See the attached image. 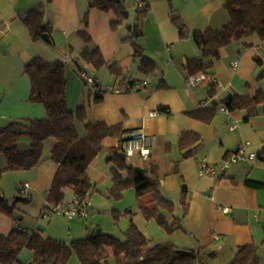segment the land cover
<instances>
[{
  "label": "crops",
  "instance_id": "crops-1",
  "mask_svg": "<svg viewBox=\"0 0 264 264\" xmlns=\"http://www.w3.org/2000/svg\"><path fill=\"white\" fill-rule=\"evenodd\" d=\"M119 1L127 12L130 7L136 11L135 0ZM40 6L44 8V24L50 28L51 43L33 41L23 23L25 15ZM147 6L148 11L142 19V35L130 42L124 39L131 35L134 25L126 30L128 25L124 20L115 24L117 16L113 11L89 7V0H0V127L12 121L45 117L40 103L28 101L30 84L23 74L27 62L35 57L65 64L70 60L82 72L80 61L95 67L79 59L81 53L86 48H97L106 63L95 69L104 67L114 77L109 83L105 82L104 87L92 78L98 86L100 101L94 103L95 96H88L86 103L82 101L84 127L85 123L101 122L121 132L143 133L148 138L150 155L147 160H141L149 162V168L155 167L162 195L169 199L170 195L180 196L182 186L187 190L189 206L181 219V228L172 234L162 229L157 231L156 238L149 239L156 240L153 243L172 242L178 249L200 252L206 264H230L240 246L254 245L260 264H264V185L255 188L245 184L246 180L264 183V153L260 159L233 164L216 175L200 176L198 173L201 159L206 158L213 165L220 164L241 142H248L247 150L257 155L264 148V113L260 106L230 111V118L219 111L228 98H252L264 89V41L252 35L246 40L248 47L235 41L223 47L220 59L212 68L218 87L215 95L207 98L206 85L187 87L188 74L183 65L188 59L198 61L201 58L203 32L220 29L228 21L223 1L148 0ZM172 18L179 19L182 30ZM79 32L86 33L87 42ZM136 48L150 61L152 68H144L149 73L139 69L140 54H134ZM56 52L67 59H61L63 57ZM130 58L137 60V73L150 78L134 79L126 65ZM111 62H116L122 70L111 71L108 67ZM232 62L237 65L233 66ZM201 102L213 110L208 122L189 116ZM153 112L155 116L150 115ZM75 123L74 120L76 128ZM231 123L237 125L233 130L229 129ZM184 131L197 133L200 142L193 148V157L182 159L178 137ZM79 137L84 145L95 139L87 132ZM140 144L134 143L135 147ZM51 145L45 154L43 150L41 160L32 169L5 172L15 175V192L12 201L0 194L11 203L18 202L14 211L16 220L0 214V235L5 236L16 227L33 231L30 221L21 226L17 224L24 218L36 220L37 227L41 226L38 219L44 218L42 212L47 207L48 191L57 169V164L49 158ZM117 151L124 152L121 135L103 131L99 151L88 168L95 184L111 183L112 163L109 160ZM135 154L138 155L137 150L131 155ZM5 165V157L0 156V169ZM25 184L27 187L23 188ZM72 198L71 190L66 189L64 202ZM18 215H21L19 219ZM166 217L168 223L173 222L174 216ZM49 222L56 223L54 218ZM47 234L46 237L62 241Z\"/></svg>",
  "mask_w": 264,
  "mask_h": 264
},
{
  "label": "trees",
  "instance_id": "trees-1",
  "mask_svg": "<svg viewBox=\"0 0 264 264\" xmlns=\"http://www.w3.org/2000/svg\"><path fill=\"white\" fill-rule=\"evenodd\" d=\"M222 1L229 15L228 21L220 29H207L201 34L200 48L203 59L201 64L196 59H188L183 65L188 75L203 73L206 76L207 98L213 97L218 87L212 68L214 62L220 59L222 48L233 41L248 47L246 40L252 35H257L261 41H264V0ZM89 7L113 11L117 16L115 24L123 20L124 11H126L119 0H89ZM147 11V4L142 8L136 7L131 35L124 40L134 42L141 37L142 19ZM43 17L44 8L40 6L29 11L23 19L33 41H42L44 34H50V28L44 24ZM172 22L177 24L179 30H182L183 24L178 18H172ZM79 35L86 42L88 41L86 33L79 32ZM140 53L141 50L136 48L134 54ZM80 58L89 61L95 68L106 63L97 48L92 50L86 48ZM139 58V69L149 73L144 68L148 66L152 68L150 61L143 58L141 54ZM108 67L111 71L122 70L116 62H111ZM78 72L82 73L80 67ZM23 74L28 77L30 84L28 101L40 103L45 110V117L12 121L0 127V154L6 159L5 167L0 169V178L5 172L26 171L35 167L42 158L44 142L52 138L49 158L57 164V169L48 191L46 208L64 202L66 189L71 190L74 198L87 199L89 191L96 185L90 177L88 168L99 151V140L102 138L103 131H113L119 136L127 132H121L117 127L108 128L101 122L85 123L87 135L95 136V139H91L88 145L82 144L74 126L75 115L67 106L65 63L47 62L40 57H35L24 65ZM97 87L95 84L94 91H97ZM96 91L94 103L100 101ZM223 104L229 111L260 106L264 113V89L257 91L252 98L231 97L224 100ZM212 115L213 110L208 107H199L189 114L190 117L201 122H208ZM76 118L81 122L85 121L83 106L78 107ZM23 138L29 141L25 149L20 147ZM199 142L200 137L197 133L182 132L178 137L181 158L193 157V148ZM119 153L117 151L109 160L112 163V169L111 183L107 189L108 198L119 200L126 190L133 189L138 209L146 220H154L167 234H172L177 228H181V219L189 206L185 186L181 187L179 196L182 216L173 217V222L168 223L165 211L171 213L173 203L160 192L155 167L150 166L149 173L144 171L140 175L133 166L126 164L125 158H120ZM263 153L264 148L259 155L256 154V159H260ZM245 184L255 188L264 185V183L248 180ZM17 202L11 203L0 194V214L16 220L14 211ZM93 234L67 244L46 237L39 230L28 232L16 227L7 235H0V264H13L23 249L32 253V264H67L72 255H76L80 264H206L200 252L178 249L172 242L153 243L138 230L132 220L123 232V239L102 233L94 237ZM183 251H188L190 254H182ZM230 264H260L257 247L240 246Z\"/></svg>",
  "mask_w": 264,
  "mask_h": 264
},
{
  "label": "rangeland",
  "instance_id": "rangeland-1",
  "mask_svg": "<svg viewBox=\"0 0 264 264\" xmlns=\"http://www.w3.org/2000/svg\"><path fill=\"white\" fill-rule=\"evenodd\" d=\"M127 12V11H124ZM129 15L125 18L123 17L126 25H134L135 20V10L130 7L128 11ZM127 12V13H128ZM128 26L125 27L128 30ZM122 32L124 29H121ZM137 47L139 43L135 41ZM55 52V51H54ZM56 54L61 55L62 53L56 52ZM67 59V58H61ZM137 60H133L130 58L126 65L128 67V71L131 76L135 79H148L150 76L144 75L142 73H137L136 64ZM82 72L86 74L89 78H96L98 83L104 87L105 82L109 83V80H113L112 75L107 71L106 68L95 69L87 64L85 61H80ZM81 73L78 72L75 64L70 60L65 64V79H66V100L67 106L72 110V113L75 115L76 128L81 137H84L86 134V130L84 124L79 119L76 118V112L80 105H82V101L86 103L87 97L93 98L94 89L90 87L87 82L82 79ZM120 86H123L120 84ZM83 96V98H82ZM257 108V107H256ZM257 118V117H256ZM53 143V139L49 138L45 141L44 146V154L47 152L50 144ZM29 145V141L27 138H23L20 142L21 148H26ZM263 146V145H262ZM262 146L259 148L261 150ZM0 156L4 157V155L0 154ZM126 164L132 165L134 168H140L149 173L148 163L146 161H142L139 155H128L126 154L125 158ZM11 173H3L0 178V193L4 194L10 201H12L13 193L15 192L14 186V177ZM109 182H100L95 185V188L89 191L87 195V200L90 202V215L87 219H66L62 215L51 214L52 216L44 217L38 219V223L41 224L40 227H37L36 220L30 218H24L23 222L31 223V230L38 229L45 236L47 233H51L53 237L58 239H62L65 243H70L75 239L83 238L88 234H92L96 229H100L102 234L113 235L118 239H123V232L128 228L130 220L137 226L138 230L141 231L146 237L152 239L151 237L156 238L157 231H162V228L154 221V220H146L141 212L138 209L137 200L135 198V194L133 189L126 190L122 197L119 200H115L113 198H108L107 189L109 188ZM70 190V189H67ZM169 200L173 203L172 212L165 211V214L181 217L182 209L179 201V195H170ZM116 216V218L114 217ZM21 215H18L17 219H19ZM55 219L56 223L53 224L49 222L50 219ZM49 229V230H47ZM47 231V232H46ZM153 238V239H154ZM156 242V240H153ZM18 261H15L13 264H32V254L29 250L23 249L17 257ZM112 262V261H111ZM67 264H80L76 255H72Z\"/></svg>",
  "mask_w": 264,
  "mask_h": 264
},
{
  "label": "built area",
  "instance_id": "built-area-1",
  "mask_svg": "<svg viewBox=\"0 0 264 264\" xmlns=\"http://www.w3.org/2000/svg\"><path fill=\"white\" fill-rule=\"evenodd\" d=\"M136 1V7L142 8L144 5L147 4L148 0H135ZM233 66H236V62L231 63ZM82 79H84L87 84L90 87H94L95 82L92 78H89L86 76L85 73H81L80 76ZM207 79L206 76L203 73L199 74H192L188 75L185 79V83L187 87L189 88H194L198 87L201 85H205ZM217 81V80H216ZM200 107H207L204 102H201L199 104ZM220 112H223L226 114L228 118H230V111L222 107L219 110ZM151 116H155L156 112H153L150 114ZM237 127L235 123H231L229 125V129L233 130ZM121 142H122V147L123 151L131 155L134 153V151H138V155L140 156L141 159L147 160L150 152L147 148L148 144V138L141 132H127L123 133L121 135ZM140 142L141 144L138 147H135L134 143ZM249 146L248 142H241L236 146L235 151L230 154L226 159H224L220 164L213 165L210 164L206 158L201 159L198 162V173L200 176H205V175H216L218 172H224L227 170L231 165L236 164V163H241L244 161L247 162H252L256 160L257 155L255 153L249 152L247 150ZM27 185L25 184L23 188H26ZM90 202L85 199V200H80L77 198H72L71 200L57 203L54 205H51L49 208H45L42 212L43 217H47L51 214H57V215H62L66 219H74V218H79V219H87L90 215ZM224 211H226L224 209Z\"/></svg>",
  "mask_w": 264,
  "mask_h": 264
},
{
  "label": "water",
  "instance_id": "water-1",
  "mask_svg": "<svg viewBox=\"0 0 264 264\" xmlns=\"http://www.w3.org/2000/svg\"><path fill=\"white\" fill-rule=\"evenodd\" d=\"M124 15H125V18L128 17V13H127V12H124ZM127 28H128V30H130V29H131V26H128ZM43 40H44L46 43H51V40H50L48 34H44V35H43ZM198 62H199V63H202V58H198ZM119 156H120L121 159H124V158H125V153H124V152H120V153H119ZM135 171H136L138 174H140V175H142V174L144 173V170H143V169H140V168H135ZM93 235H94V237H98V236L100 235V229H96ZM182 254H187V255H189L190 252H188V251H183Z\"/></svg>",
  "mask_w": 264,
  "mask_h": 264
}]
</instances>
